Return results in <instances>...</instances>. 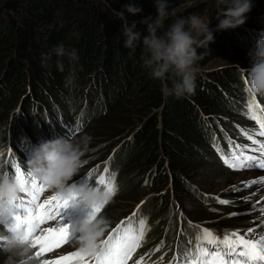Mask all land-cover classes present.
<instances>
[{"label":"trees","instance_id":"trees-1","mask_svg":"<svg viewBox=\"0 0 264 264\" xmlns=\"http://www.w3.org/2000/svg\"><path fill=\"white\" fill-rule=\"evenodd\" d=\"M192 1L204 2L194 8L183 7ZM216 1L168 0L161 33L176 18H187ZM128 2L0 0V169L9 147L16 153L17 161L13 165L20 163L26 172L29 170L23 163L31 158L34 147L42 143L37 134L46 130L41 123L47 122L48 112L55 117L61 112L69 113L74 121L67 118L66 127L72 128L73 122L78 120L75 111L84 107L90 109L92 105L94 122L84 136L91 137L90 141L95 144H88L86 153L89 155L82 161L77 175L89 176L95 167L93 180L95 172L109 159L110 172L121 182L123 202L132 201L135 195L154 194L138 207L140 212L144 210L164 220V227L163 223L155 224L158 231L149 230V243L162 242L169 232L168 236L184 249L189 238L214 225L218 229H246L249 224L237 220L236 215L222 217L224 213L230 214L228 209L234 211L240 207L233 204L227 207L228 203L214 200L215 182L210 176L206 180L203 172L205 164L212 162L218 164L217 171L221 175H234V170L219 158L234 156L230 149L234 142L244 143L249 135L258 137L255 134L258 132L254 133L251 128L254 124L248 125L253 120L247 107L252 94L246 91L247 69L242 72L241 68L252 66L246 63L251 60L249 53L257 42L253 34L264 36V19L247 14L242 26L214 32L213 41L198 48L201 58L197 61L199 71L194 92L180 99L165 98L161 82L153 80L143 66L142 47L135 51L124 47L121 21L114 16L113 9L119 11ZM135 2L143 12L128 15L129 21L156 18V0ZM137 27L146 34L145 25L138 23ZM61 43L68 50L75 49L78 60L70 63L63 57L58 65L53 55L42 66V54H48ZM216 59L227 62L216 67L213 65ZM25 84L27 93L23 96ZM125 101L128 103L120 105ZM227 114L238 121L236 132L230 133L219 122L215 129L210 127V120ZM60 119L63 121L61 116ZM66 127L63 129L68 131ZM55 132L52 129L47 138H61ZM84 136L81 134L79 140ZM77 175L70 182L76 180ZM221 195L227 197L228 194ZM125 197L128 200L125 201ZM194 201L201 207L227 209L224 213L200 214L201 208L189 205ZM187 206L191 208L189 214L184 211ZM129 208L125 206L124 210ZM202 215L212 222L201 223L196 228L187 223L204 221ZM180 217L184 218L180 221ZM225 219L230 222L219 223Z\"/></svg>","mask_w":264,"mask_h":264},{"label":"clouds","instance_id":"clouds-1","mask_svg":"<svg viewBox=\"0 0 264 264\" xmlns=\"http://www.w3.org/2000/svg\"><path fill=\"white\" fill-rule=\"evenodd\" d=\"M218 4L222 7L216 18L218 23L215 29H210V21L193 14L187 18H176L162 33L168 0H156L155 19L149 16L139 22L128 19V15L135 16L143 12L135 0H129L119 11L113 9L114 16L121 21L124 47L132 51L142 47L143 66L149 70L153 80L161 82V92L165 98L174 96L180 99L194 92L196 73L199 71L197 61L201 58L198 48L212 42L214 32L242 26L253 7L252 0H218ZM138 23L146 26V34L138 30ZM53 55L57 57L58 65L63 57H67L70 63L78 60L76 50H68L61 43L48 54H42V66ZM249 55L252 66L246 70L247 88L251 94L264 97V36L257 40ZM50 118L47 116L46 121L49 122ZM90 139L84 136L79 141L64 137L44 141L34 147L27 164L31 175L49 190L72 200L75 205L83 204L93 209L108 202L110 195L99 187H80L68 183L79 173L81 158L88 150ZM22 192L17 179L0 174V254L6 257L4 264H33L35 260V252L25 239L23 228H8L14 214L13 202L20 199ZM108 227L109 221L106 219L88 217L76 228L79 236L74 243L80 251L95 254Z\"/></svg>","mask_w":264,"mask_h":264},{"label":"snow or ice","instance_id":"snow-or-ice-1","mask_svg":"<svg viewBox=\"0 0 264 264\" xmlns=\"http://www.w3.org/2000/svg\"><path fill=\"white\" fill-rule=\"evenodd\" d=\"M246 91L249 92L248 88ZM247 107L250 118L259 125L260 131L255 133L254 130V133L264 137V109H260L259 105L255 103V95L252 94ZM258 111L260 114H257ZM248 139L258 147L244 146L230 166L234 169L259 168L264 170V143L253 139L251 135L248 136ZM236 147L240 149L239 145ZM245 151L258 152L259 156H245ZM225 163L228 164L229 161L226 159ZM11 167L15 172L14 179L19 181L23 189V195L18 201L13 202L14 214L8 228L10 230L23 228L26 234L25 239L33 249H37L35 260L38 261L45 253L70 241L69 226L62 225L60 221L62 220L61 211L67 208L72 200H61L58 195H53L41 202L40 197L45 188L38 183L36 177L31 175L30 169L25 174L18 164L11 165ZM104 172L107 173L108 169L105 168ZM2 174L8 173L4 171ZM91 176L92 173L89 174V177ZM97 183L99 186H103V191L107 195H114L115 186L106 175H99ZM252 185H260L261 188H264V177L246 182L245 187ZM29 187L31 191H29ZM220 203L228 202L221 200ZM103 206L94 207L89 218L96 217L97 212ZM259 211L264 214V207H261ZM49 220L56 221L57 226L40 228V225L47 224ZM262 220H264V215H262ZM259 227L258 224L255 228H249L244 234H240L239 230L230 233H224L221 230L220 234H214L211 230L203 229L197 235L189 238L183 251L177 252L174 257L175 264H264V232L258 231ZM144 228L143 220L139 221L137 228L130 218L126 219L118 224L106 239L101 240L99 251L95 254L90 255L78 250L62 255L58 259H45L42 264H127L143 238ZM37 229H39V235H36ZM142 260L143 257L135 264H141Z\"/></svg>","mask_w":264,"mask_h":264},{"label":"rangeland","instance_id":"rangeland-1","mask_svg":"<svg viewBox=\"0 0 264 264\" xmlns=\"http://www.w3.org/2000/svg\"><path fill=\"white\" fill-rule=\"evenodd\" d=\"M203 2L204 1H201V2L192 1V2H189L185 5H183V7L188 8V9L194 8V7H197L198 5L203 4ZM252 3H253L252 8L254 11H250V13H248V14L258 16L263 20L264 19V9L262 8V6H264V0H252ZM210 6L211 7H209V8L203 6V9L197 10L193 14L202 17L205 21H210L209 27H210V29H213V28H216V25L218 23L216 18H217V15L219 13L220 7H222V6H220L218 4V1H216V3H210ZM209 10H211V11H209ZM201 12H203V13H201ZM260 28L262 29L263 26H260ZM236 35H235V37L238 39L239 36H236ZM253 35H254L253 38H255L256 41L260 38L259 34H253ZM223 62H227V61L221 60V59H216V60H214L213 65H216V67H218V66L220 67L223 65ZM251 64H252V59L247 61L246 66H251ZM216 67H214V68H216ZM246 69H249V68L243 67V68H241V71L244 72ZM26 85L27 84H25L23 96H26V93H27L25 91L27 88ZM30 94L31 93L29 92V96H30ZM83 94H84V92H83ZM261 99H262V101H264V97L261 96ZM125 103H128V101L120 102V105L121 104L124 105ZM89 108L90 109L85 110V107H84L82 109H78L77 111H75V114H76V117L78 120L73 122L74 125L72 126V128L66 127L67 122H68L67 118L71 117L69 119V121L70 122L74 121V119L72 118V115H70L67 112H61V114L58 115L57 117H55L54 115H52L51 113L48 112L46 115L50 116L52 118V121L46 122V123H41V125H43V127L46 129V130H44L45 132L52 131V129H53L54 131H56L55 134L60 136V137L71 139L73 141H75V140L79 141V136L81 134H82V136H84L88 127L94 122V119L91 120V116H94L93 112H91V111H93L92 105H90ZM95 113H96V111H95ZM60 116L63 118V121H61ZM223 117H226V119L225 118L223 119ZM218 122L221 123L223 125L224 129L229 131L230 133L236 132V124H238V121L235 119L234 116L227 114L225 116H220L216 119H213V121L210 120V127L215 129V126L217 125ZM50 124H51V126H50ZM249 124H250V122H248V125ZM38 126H39V124H38ZM63 126L68 128V131H65L63 129ZM218 136H220L219 133H218ZM48 138L46 137V141L50 140ZM89 143L95 144L94 142L92 143L91 141ZM7 149H9V147H7ZM99 151H97V152H99ZM96 153H94V154H96ZM257 153L255 155H257ZM11 155H14L13 156L14 161H16L15 160L16 155L13 154L12 152H11ZM87 155H89V154L85 152L84 156L81 158L82 161L85 160ZM97 155H98V157H102V154H100V153H97ZM90 157H92V156H90ZM98 157H95L94 159H97ZM109 158L111 159L112 156H109ZM219 160L221 163H223L222 159L219 158ZM108 166L109 165L106 164V168H108ZM205 166L206 167H205L204 172H203L204 178L206 179L208 176H210V178H212L215 182V185H213V189H212L213 199L219 200V201H221V200L227 201L229 204V206H227V207H232L233 205L240 207L238 210H234V211L228 209L227 212H230V214L224 213L225 209H227V208L222 209L220 207H214V208H212L213 213L223 212L224 214H222V217L233 218L232 216L236 215L237 220H244L246 223L249 224V226H248V228L246 227V229H245V227H241V229L239 230L240 233H245L247 229L255 228L258 224L260 225L258 231L264 232V220H262V215H264V214H262L259 211V209L261 207H264V188H261L260 185H252L251 187H245L246 182L258 179L260 177H264V170H261L259 168H251V169L243 168V169H237V170L233 169L234 175L226 176V175H221L217 171L218 164H213L212 162H210V163L205 164ZM103 169H105V168H103ZM93 170H95V167L92 168L90 171H93ZM7 173L9 174L8 171H7ZM102 174H104V171L101 173H98L97 177H99V175H102ZM81 175L82 174H80V176ZM114 175L115 174L112 173V174H109L107 177L109 179H111L112 184L115 186V193H114V195L110 196V199L108 200V202L106 204H104L103 208L100 209L96 214V215H98L96 217L104 218L107 221H109V227H108L107 231L104 232L102 237L106 239V236L113 229H115L118 224L126 221V219L130 218L131 221L133 222V224L137 228L139 226V221L143 220L145 223L143 238L140 240L139 246L133 252L132 257L128 260L129 262H127V264H135V262L138 260H141L142 257H143V260L141 261V264H148V263L149 264H165L164 260H166L169 263L173 262L174 257L176 256L177 252L184 250V249L180 248L179 242L177 240L171 239L168 236L169 232H167L165 239H163L162 242L160 240L157 243H155V242L149 243L148 235L145 234V232L149 228H151V232H153L155 229V224L161 225L163 223V227H164V220H158V216L147 214V213H145L144 210H142L138 216H131L134 214L137 207H141L142 204L147 199L150 200L151 197H154V194H148V196H142V197L135 195L134 199H131L132 201H126L128 199L125 197L126 202H123V199L121 198V195H120L121 182L119 181L118 177H115L113 179ZM14 176H13V178H14ZM84 176H86V175H84ZM81 177H83V176H81ZM79 178L80 177H78L77 179H79ZM216 178L218 179V182H217ZM75 181H73V182H75ZM94 181L97 182L96 179H94ZM73 182L69 181L70 184H72ZM200 185H201V183H200ZM89 186L90 187H99L103 191V186H99L98 183H94L91 180H89L87 182L86 187H89ZM234 188L236 189L235 191L233 190ZM220 193L221 194L226 193L228 195H227V197H223V195H221ZM55 194H56L55 192L50 190V193H49L50 196H53ZM49 195H47L45 199H48ZM233 197H234V199H233ZM239 200H243V201H239ZM138 202H139V204H138ZM194 202L195 203H193V204L192 203L189 204V205H193L191 208H194V207L197 209L201 208V209H199L200 214H203V212H205V214H211V211H210L211 208L210 207L205 206V205H203L201 207V205H199V203H196V201H194ZM175 205H177L176 202H175ZM82 206H85V205L79 204V205H76V206H74L68 210H63L61 213L62 220L60 222L62 225H68L69 229H70V233H71V236H70L71 242L64 248L67 251L77 249L76 247H74V245H76L74 243V241L79 236L78 235L76 237V233H78V231H76V228L79 225H81L84 222V220L87 219L92 212V209H90L86 206L82 208ZM125 206L130 207L128 211L124 210ZM178 206L181 207V204ZM191 208L188 206L185 207L186 210H184V211H186V214L190 213ZM179 213H181V210H179ZM99 214H100V216H99ZM96 217H94L93 219H95ZM182 218H184V217H180L179 220L181 221ZM199 220H193L190 222L191 224L189 222H187V223L189 225L193 226L194 228H196V227L201 226V223L210 224L212 222L211 220L208 219V217L206 218L203 215L201 216V220H204V221H199ZM186 221H188V220H186ZM229 222H230V220L225 219L219 223H225L226 224ZM56 226H57V224L55 222L53 224L51 223V224L43 226L41 228L56 227ZM214 226L211 227L212 232L215 234L220 233L221 229L215 228ZM175 227H176V225L174 224L172 226L173 230H175ZM223 229H225V228H223ZM155 230L158 231L157 228ZM179 230H180V228H179ZM168 245H169V247H167ZM157 249H159V251H157ZM147 252H150V253H147ZM0 255H3V254H0ZM156 259H159L160 261L155 262ZM146 260H147V262H145ZM0 264H4V262L2 263V261H1ZM33 264H38V261H37V263L33 262Z\"/></svg>","mask_w":264,"mask_h":264},{"label":"bare ground","instance_id":"bare-ground-1","mask_svg":"<svg viewBox=\"0 0 264 264\" xmlns=\"http://www.w3.org/2000/svg\"><path fill=\"white\" fill-rule=\"evenodd\" d=\"M255 103L257 104V105H259V108L260 109H264V101H262V99H261V96H259V95H255ZM258 114H260L259 113V111H258ZM256 123V122H255ZM50 132L51 131H47V132H45V131H43L42 133H39V134H37V136H39V139L42 141V142H44V140L46 141V137H47V135L48 134H50ZM57 137H52L51 138V140H53V139H56ZM253 139H256V138H253ZM237 145H239L240 146V149H238L236 146ZM244 146H248V147H251V148H255V147H258V145H253L252 144V141L251 140H247L246 142H244V143H236V142H234L231 146H230V149H231V152H232V154L234 155V154H237V155H239L240 154V150L241 149H243L244 148ZM31 148H33V145H32V147ZM10 150L11 149H7V153H6V155H5V157H4V162H3V165L1 166V169H0V171H1V173L0 174H2L4 171H8L9 172V177L11 178V179H14L13 178V176L15 175V172H14V169L10 166V165H13L17 160H16V158H15V160L16 161H14V155H11V152H10ZM13 154H14V152H12ZM257 152H249V151H245L244 152V155L245 156H247V155H255ZM15 155H16V153H15ZM231 155V154H230ZM257 155L259 156V153H257ZM235 156L236 155H234V156H232V157H221V159L223 160V164H226L225 163V160L227 159L228 161H229V163H228V166L229 167H231L230 166V162L231 161H235ZM13 158V159H12ZM6 162H8V164H6ZM104 162H109V159L108 160H106V161H104ZM103 162V163H104ZM102 163V164H103ZM20 167H21V170L23 171V172H25V174H26V170H24V167L22 166V165H20V163H17ZM25 166H28V164H27V161L26 162H24L23 163ZM108 168L109 169H111V166H110V164H109V166H108ZM232 169H234L233 167H231ZM236 170L238 169V168H235ZM94 171V170H93ZM93 171L91 172L92 174H93ZM103 171V167H100V171L98 172V170L95 172V177H94V179H96L97 180V174L98 173H101ZM257 171V170H256ZM86 172V171H85ZM232 172H234V171H232ZM255 174V173H254ZM84 175V174H83ZM78 176V175H77ZM94 179L92 180L91 179V177H89V176H83V177H80L79 179H77L75 182H73V183H75L77 186H80V187H86V185H87V182L89 181V180H91V181H93L94 183H97L96 181H94ZM38 183L39 184H41L44 188H45V191L41 194V197H40V200H41V202L43 201V200H45V198H46V196L47 195H49V193H50V190L45 186V185H43L39 180H38ZM72 183V184H73ZM71 185V184H70ZM29 191H31V188L29 187ZM23 195V194H22ZM55 195H57V194H55ZM49 197H50V195H49ZM83 205V204H82ZM74 206H76L75 204H72V203H70L69 204V208H72V207H74ZM96 216H98V215H96ZM99 216H100V214H99ZM97 218H99V217H96L95 219H97ZM53 224V223H55V221H53V220H49L48 221V223L47 224H43V225H40V227H43V226H46V225H49V224ZM215 228H218V227H216V226H214ZM222 229L221 230H223V232L224 233H230V232H232V231H236V230H234L233 228H225V227H221ZM223 228H225V229H223ZM151 228H149L146 232H145V234H147L148 235V233H149V230H150ZM240 232V231H239ZM215 234V233H214ZM218 234H220V233H218ZM240 234H244V233H240ZM65 247H59V248H56V249H54L53 251H51V252H47V253H45L43 256H41L40 258H39V260H38V264H42V261L43 260H45V259H47V260H54V259H58L60 256H62V255H67V254H69V253H71V252H73V251H78L77 249L76 250H70V251H67L66 249H64ZM35 252H36V250L37 249H33ZM2 257V258H1ZM5 259H6V257L4 256V255H0V262L2 261V263L5 261ZM33 262H36L37 263V260H34ZM127 262H129V261H127ZM145 262H147V260L145 261ZM149 264V263H148Z\"/></svg>","mask_w":264,"mask_h":264}]
</instances>
